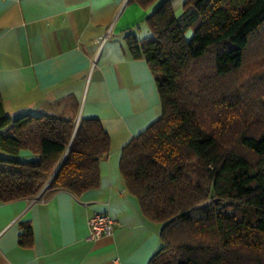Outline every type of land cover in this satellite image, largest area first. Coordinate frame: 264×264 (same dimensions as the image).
Segmentation results:
<instances>
[{
  "label": "trees",
  "instance_id": "16d2710c",
  "mask_svg": "<svg viewBox=\"0 0 264 264\" xmlns=\"http://www.w3.org/2000/svg\"><path fill=\"white\" fill-rule=\"evenodd\" d=\"M146 24L150 37L129 33L125 43L149 66L161 115L122 147L119 170L144 216L160 226L148 264H264V129L255 128L264 113L240 126L237 94L223 84L264 26V0H184L178 16L172 0H162ZM109 149L97 118L11 119L0 98V151L35 155L0 156V202L34 198L47 183L40 196L95 188ZM22 227L18 242L28 246L31 228Z\"/></svg>",
  "mask_w": 264,
  "mask_h": 264
},
{
  "label": "crops",
  "instance_id": "0c3cea01",
  "mask_svg": "<svg viewBox=\"0 0 264 264\" xmlns=\"http://www.w3.org/2000/svg\"><path fill=\"white\" fill-rule=\"evenodd\" d=\"M162 0H0V98L11 119L50 114L97 118L109 137L97 187L76 195L0 202V264H148L160 226L141 211L119 170L120 152L161 115L154 76L125 38L151 36L146 19ZM174 15L181 13L179 6ZM192 32H186V39ZM32 159L29 150L17 156ZM107 212L113 233L88 239V218ZM23 224L32 242L19 244Z\"/></svg>",
  "mask_w": 264,
  "mask_h": 264
},
{
  "label": "rangeland",
  "instance_id": "374dc122",
  "mask_svg": "<svg viewBox=\"0 0 264 264\" xmlns=\"http://www.w3.org/2000/svg\"><path fill=\"white\" fill-rule=\"evenodd\" d=\"M184 0H172L173 9L181 7ZM203 64V65H202ZM201 65L204 67L205 63ZM211 67V56H210ZM224 85L227 90L233 94H237L234 100V106L240 107L241 114L238 116V120H242V116L245 115L244 122L240 126L244 127L247 123L249 125L251 119L254 120V116H261L264 113V26L259 31L255 32L250 38L248 48L244 55V62L242 67L232 74L225 77ZM214 102H210V112L214 111ZM210 115V119L216 116ZM218 114V113H217ZM220 119L224 116L220 115ZM259 127H255L257 130L264 129V123H258ZM241 151V148H239Z\"/></svg>",
  "mask_w": 264,
  "mask_h": 264
},
{
  "label": "built area",
  "instance_id": "2783aa9c",
  "mask_svg": "<svg viewBox=\"0 0 264 264\" xmlns=\"http://www.w3.org/2000/svg\"><path fill=\"white\" fill-rule=\"evenodd\" d=\"M114 224V219L107 212H93L88 218V239L96 240L111 235Z\"/></svg>",
  "mask_w": 264,
  "mask_h": 264
},
{
  "label": "water",
  "instance_id": "95a60500",
  "mask_svg": "<svg viewBox=\"0 0 264 264\" xmlns=\"http://www.w3.org/2000/svg\"><path fill=\"white\" fill-rule=\"evenodd\" d=\"M103 158H106V156H104ZM47 185H48V183H47ZM47 185L41 190V192L39 193V195L42 194V192L45 190V188L47 187Z\"/></svg>",
  "mask_w": 264,
  "mask_h": 264
}]
</instances>
